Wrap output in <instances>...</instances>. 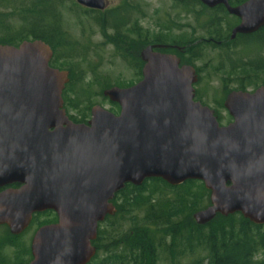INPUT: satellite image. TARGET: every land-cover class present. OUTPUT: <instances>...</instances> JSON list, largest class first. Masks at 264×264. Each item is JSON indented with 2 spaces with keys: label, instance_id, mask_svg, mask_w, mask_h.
Listing matches in <instances>:
<instances>
[{
  "label": "water",
  "instance_id": "obj_1",
  "mask_svg": "<svg viewBox=\"0 0 264 264\" xmlns=\"http://www.w3.org/2000/svg\"><path fill=\"white\" fill-rule=\"evenodd\" d=\"M225 6L250 35L264 28V0L232 7L228 0H198ZM104 11L105 0H76ZM146 47L143 79L103 95L120 107L99 105L87 124L74 123L64 108L70 73L50 66L52 48L41 40L0 45V227L22 235L34 215L54 212L58 222L41 227L29 264H90L99 224L114 216L116 194L160 179L172 187L202 182L210 205L195 213L198 226L217 216L241 214L264 226V86L233 91L224 102L232 122L195 101L198 78L180 59Z\"/></svg>",
  "mask_w": 264,
  "mask_h": 264
},
{
  "label": "trees",
  "instance_id": "obj_2",
  "mask_svg": "<svg viewBox=\"0 0 264 264\" xmlns=\"http://www.w3.org/2000/svg\"><path fill=\"white\" fill-rule=\"evenodd\" d=\"M189 1L194 7L201 5L198 0ZM228 1L231 5H239L246 0ZM72 2L77 7L76 0H0V45L18 46L24 41L35 40L48 44L54 53L50 66L70 73V82L63 92L67 114L68 111L76 112V117L68 115L69 118L74 123L85 124L94 105L83 83L89 74L93 80L88 87L98 80L95 71L100 64L93 65L89 61L84 70L82 65L90 56L91 47L64 29L62 10ZM203 8L204 12L195 9L196 18L203 13L208 17V27L204 28L208 36L216 40L223 38L222 16L216 14L220 12ZM97 24L106 42L128 62L126 40L131 38L118 33L120 24L115 19L110 24L108 18L101 17ZM108 26L117 33L108 35ZM169 37L166 34L147 35L145 43L179 46L188 43L171 41ZM225 40L228 43L222 54L228 70L224 81L233 82L239 91L264 86V29L235 42H230L229 37ZM192 41L195 39L189 42ZM93 52L98 56L96 50ZM201 53L194 52L196 56ZM106 83V88L112 87ZM113 105L119 109L117 104ZM113 204L117 213L107 217L103 228L99 229L97 240L93 242L98 252L90 264H181L186 256H196L192 264H264V226L252 224L241 214L219 215L206 226L195 223L194 214L210 205V192L202 182L188 181L172 187L163 180L151 179L140 187L128 184L116 194ZM37 216L33 224L38 228L57 220L50 211ZM19 237L10 234L8 246L18 249ZM5 252L4 245L0 244V264H27L24 254H31L29 250L20 249L14 256ZM199 255L204 257L199 258Z\"/></svg>",
  "mask_w": 264,
  "mask_h": 264
},
{
  "label": "rangeland",
  "instance_id": "obj_3",
  "mask_svg": "<svg viewBox=\"0 0 264 264\" xmlns=\"http://www.w3.org/2000/svg\"><path fill=\"white\" fill-rule=\"evenodd\" d=\"M111 6H117L122 0H108ZM137 2L145 7L142 11L145 16L143 20L139 23L140 19H137L138 23L142 28L145 29V36L156 37V35L166 34L169 35L171 41L185 42L195 39V41H201L207 39V36L199 32L193 36H183L181 33L176 32V30H171L170 32H165L162 28L158 29L159 26L165 27L169 23L171 27H175L177 23L183 24L187 22L188 19L183 18L182 12L179 7H177L171 0H137ZM74 3H68L63 8V20L64 29L72 34L81 43H88L91 47L90 56H88L87 61L82 65L85 70L88 68V62L91 61L93 65L100 64L96 72V78H98L95 83H92L88 87L89 83L92 82V75H87L86 81L83 83V87L87 88L90 92V98L92 99L93 105H100L104 109L117 113L116 107L109 102L103 96V91L106 88V82H109L110 86H120L125 87L134 84L139 80L135 70L131 68V61L140 59V52L144 49L143 45H140L139 39L137 37H132L133 40L128 41L126 44V49H129L128 57L130 58L128 62L123 61L117 53L116 48L108 44L103 36V31L95 27L89 19L85 18ZM183 20V22H181ZM108 35L113 33L107 32ZM96 50L98 56L93 52ZM225 55L222 52L212 49L211 47H205L203 50L201 60L195 64L196 68L200 71V81L196 86V90L203 96L204 104L211 107L215 111V115L222 126H226L231 122L230 116L223 108V102L227 94L232 90H237V86L233 82L224 81L226 78L227 63L224 58ZM77 71H80L79 69ZM248 91H253L249 89ZM68 115L76 117V112L68 111ZM91 117V116H90ZM41 220V218H39ZM45 217L42 218V220ZM41 220V221H42ZM38 230L37 224H32L29 229L19 237L18 239V249L21 251L29 250L32 239ZM8 236H10L7 227H0V244H3L6 250V254L9 256H14L18 251L17 248L8 246ZM30 254H24V260L29 262L31 257ZM199 258L204 256L200 255ZM196 256H186L181 259V264H192ZM161 264H169L162 262ZM207 264V263H205Z\"/></svg>",
  "mask_w": 264,
  "mask_h": 264
},
{
  "label": "flooded vegetation",
  "instance_id": "obj_4",
  "mask_svg": "<svg viewBox=\"0 0 264 264\" xmlns=\"http://www.w3.org/2000/svg\"><path fill=\"white\" fill-rule=\"evenodd\" d=\"M105 1H106V5L107 6H106V9L104 11L88 9L86 7L78 5L77 3L76 4H77V8L79 10H81L83 16L85 18L89 19L90 22L93 23V25L95 27L99 28V30H101V28L97 24V19L99 17H101L102 19H105V18L107 19L108 18L110 24H112L114 19H115V21L120 24V30H119L118 33L122 34L124 36H128L130 38L139 37V43H141L140 45L144 46V49L146 47L152 46V45H161V46L168 47V48L160 49V50H156V51H158L160 53H163V54H172V55L177 56L180 59V67H182V66H190V67H193L195 69L196 75H197V78H198L197 83L194 85L195 101L201 103L205 107L210 108L211 110H213V109L211 107H209V106L204 104L205 102H204L203 96L196 90V86L198 85V83L200 81V75H199L200 71L196 68L195 64L198 63L201 60V58H202L203 52L201 53V51H203L205 47H211L214 50L222 52V50H224L227 47L226 44L228 43V41H226L225 38L229 37V41L230 42H235L239 38L253 36V35H255L257 33L256 32V33L250 34V35L238 34L236 36V38L234 40H232L231 38H232L233 31L241 23V20L238 17L230 15L228 13V11L226 10L225 6L221 5V6H218V7H215L213 9H211V8H208L207 6L203 5L202 3H200L201 5H198V6L194 7V3L190 2L189 0H182L181 2H176V1L171 0L177 7L180 8L183 18L188 19V21L187 22H183V20H182L181 22H183V24L177 23L175 25V27L174 26L171 27L172 25L169 23L168 26L167 25L165 27L159 26L158 29L162 28L163 30H165V32H170L171 30H176V32L181 33L180 35L187 36V37L188 36H193L195 34H198L199 32H202V33H204L207 36V39H203V40L197 41V42L196 41L189 42L191 40H189V41L187 40V41H185V42H188L186 46L185 45L179 46V45H174V44H166V45L165 44H163V45L162 44H150V45H146V43H145V38H146L145 33H146V31L139 24L144 19L143 17L145 16V14L142 11L145 9V7H143L140 4V2L138 3L137 0H122L121 3L118 4L117 6H111V7H110L109 1L108 0H105ZM246 1H248V0H246ZM245 2H243V3H245ZM243 3H241L239 5H231V4L230 5L232 7H238V6L242 5ZM203 7L207 8L208 10H211V11L220 12V13H216V14H221V16H222V20L220 21V25H224V28L222 29V34H221V36L223 38L216 40V39H213V38L208 36V34L206 33L207 30H204V28L208 27V17H205V15H203V13H202V15H201V17L199 19L196 18L195 9L199 10L201 12H204V8ZM222 9L225 12H223ZM139 18H141V19H140V21L138 23L137 19H139ZM111 26H108L109 27V29L107 28L108 32L111 31L113 34H116L117 32ZM262 29H264V28H262ZM262 29H260V30H262ZM197 50H199L201 55L196 56L195 55L196 53L194 54V52L197 51ZM141 52H140V55H139L140 59L135 60L133 62V64L130 65L131 68H133L135 70L139 80H137L134 84L129 85V86H125V87L114 86V87H118V88H121V89H128V88H131V87L137 85L140 81H142V79H143L142 70L144 68L145 63L141 59ZM140 64H142V65H140ZM53 68H55V67H53ZM55 69H58L60 71H68V70H64V69H60V68H55ZM256 89H254L253 91H255ZM104 91H103V93H104ZM233 91H239V90H232L229 93H231ZM253 91H249V92H253ZM225 100H226V98H225ZM225 100H224V102H225ZM224 102H223V107H224ZM116 109H117V113L113 112V114L119 115L120 114V107H119V109L118 108H116ZM224 109H225V107H224ZM226 112L228 113L227 110H226ZM228 115H229V113H228ZM90 116H91V111H90ZM90 119H91V117L87 120V123L90 121ZM87 123H85V124H87ZM20 187L21 186L18 185V184H15V185H12V186H8V187H4V188L0 189V193L5 191V190H7V189H9V188L17 189V188H20ZM42 214H44V213H42ZM37 215H39V214L34 215L33 220L31 222V225L34 222V219L36 217H38ZM107 217H112V216H107ZM107 217H106V219H107ZM106 219H105V221H106ZM105 221L103 223L99 224L98 231H99V229L103 228V225H104ZM57 222H58V219L55 222L49 223V224H46V225L56 224ZM46 225H43V226H46ZM43 226H41V227H43ZM41 227H39L38 230ZM94 247H96V246H94ZM96 250H97V248H96ZM30 253H31V246H30ZM30 257H31V259H30L29 262H27V264H29L33 260L32 253L30 254Z\"/></svg>",
  "mask_w": 264,
  "mask_h": 264
}]
</instances>
